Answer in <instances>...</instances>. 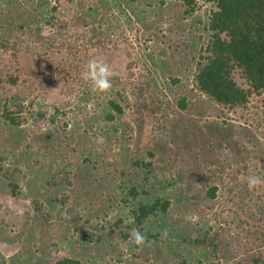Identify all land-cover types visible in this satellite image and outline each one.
Segmentation results:
<instances>
[{"label":"rangeland","instance_id":"1","mask_svg":"<svg viewBox=\"0 0 264 264\" xmlns=\"http://www.w3.org/2000/svg\"><path fill=\"white\" fill-rule=\"evenodd\" d=\"M195 1L198 9L186 17L184 0H140L125 11L113 6L102 21L77 23L69 33L63 29L59 42L68 44L72 53L61 47L37 58L20 52L15 62L0 52V70L22 78L17 85H0L2 102L20 95L22 103H10V108L22 109L19 128L36 147L27 152L25 146L11 149L0 137V254L6 261L17 255L21 263L46 264L68 255L83 264H178L183 257L187 264H239L246 255L264 251V185L250 189L244 179H264V93L253 95L246 107L229 109L194 87L199 48L210 36L203 26L215 7L211 1ZM60 8V20L71 23L78 12L76 1L63 0ZM91 60L109 65L114 73L111 95L124 107L113 123L120 139L105 152L98 138L97 145L92 142V131L82 127L101 110L94 97L103 92L82 78ZM88 93L93 99L84 98ZM181 98H186L185 108L179 105ZM57 109L54 123L32 117L38 111L51 116ZM66 122L67 129H77L76 137L84 138L87 152L94 151L95 157L100 153L108 168L120 159H153V196L168 195L172 201L166 220H161L164 236L156 245L146 239L139 246L117 233L114 222L119 217L127 220L131 205L119 201L104 208L102 199L87 196V188L78 191L77 176L95 169L82 165L86 152L54 157L33 138L48 130L69 136L63 129ZM103 165L98 164V173H103ZM59 169L64 170L60 191L43 177ZM10 181L19 185L17 196ZM214 183L217 197L209 199L206 192ZM51 197L57 200L51 203ZM149 229L154 226L145 223L144 231ZM197 237L206 242L192 241Z\"/></svg>","mask_w":264,"mask_h":264},{"label":"trees","instance_id":"2","mask_svg":"<svg viewBox=\"0 0 264 264\" xmlns=\"http://www.w3.org/2000/svg\"><path fill=\"white\" fill-rule=\"evenodd\" d=\"M62 1L0 0V52L9 54L15 62L19 61L18 54L20 52L33 54L37 58L38 56L50 55L61 47L62 50L72 53V48H68V44L65 46V44L59 42L60 37L64 36L66 31L69 33L70 27L77 25V23L89 25L95 21H102L113 6L125 11L127 7L131 8V4L140 0H70L76 1L78 6V12L71 23L65 19L61 21L59 18ZM152 1H160L164 4L166 0ZM184 1L187 5L183 12L184 17L192 15L199 7L195 0ZM207 1L213 2L215 7L210 9V20L203 26L206 31H209L210 36L205 47L201 46L199 48V59L196 62L194 74V87L205 94L209 100L229 109L246 107L253 95L264 93V0ZM98 27L96 26L94 32ZM46 28L52 29V32L46 33ZM63 29H65L64 33ZM199 38L201 40L202 35H199ZM237 74L244 79L246 86L239 83ZM21 79L20 74H8L0 70V85L4 81L9 82L11 85H17ZM113 83L112 81V85ZM112 88L109 93L105 91L94 97L96 107L101 110L96 112L97 115L95 113V115H90L89 118L85 119L82 126L86 133L92 131L95 136V140H92V142L96 145L98 134H102L105 138L104 142L100 143L103 152L112 147L113 142L117 143L120 139L119 129L113 126V123L118 115L124 113L121 102L114 95H111ZM117 93L119 99H122L121 92L118 91ZM19 97V94L13 95L10 98H5L2 102L0 96V108H2L0 111V137L11 149H19L25 146L26 148L23 147L25 152L29 151V148L36 151V147L27 140V132L19 128L21 124L19 116L22 115V109L16 111L10 108V103H18V105L22 103ZM92 97L89 93L84 96L86 99ZM179 105L185 108L187 106L186 98H181ZM58 112H60V109H57L51 116H47L44 111H38L33 113L32 117L37 121L44 120L46 123H54ZM67 126L68 122L63 124V129L70 133L69 136L66 133L63 136L60 134L55 135L48 130L47 132L37 133L33 138L38 141L37 144L41 143L42 151L51 153L54 157L56 155L65 156L68 152L69 154L76 152L84 154L86 152L82 165L88 164L86 168L94 167L95 169L77 176L79 179L76 186L78 191L87 188V196L91 199L98 198L99 201L102 199L100 202L104 208L112 207L114 203L119 201L124 202L125 205H131L129 218L125 220L123 217H119L114 222L117 233L124 240H130V232L134 229L139 230L148 241L152 239L156 245L159 238L164 236L161 229L165 223L162 221H164L165 214H167L172 201L168 195L158 194V196H153L156 183L152 181L153 176H157L155 175L153 159L143 160L141 157L135 156L132 157L131 161L120 159L118 165L108 168L107 165H103L105 161L100 153L96 152L97 157H95L93 155L94 151H90L92 155L87 152L84 138L75 135L77 129H67ZM79 126L81 125L79 124ZM85 135L87 136V134ZM123 137H125L124 132H122ZM86 141H89V138ZM63 148H70V150L62 151ZM49 150L51 151L48 152ZM148 154L152 158L155 156L151 150ZM101 163L104 171L98 173V164ZM141 168H144L143 174L138 173V171L141 172ZM133 169L137 174H135V171L132 172ZM63 171V169L56 172L50 170V176L46 174L43 177L46 178V183L51 184L60 191L64 185V174L61 173ZM9 185L12 188V193L17 196L19 185L14 181H10ZM217 190L218 185L215 183L209 187L206 192L209 199L217 197ZM112 192L113 194H111ZM104 195L106 197L102 198ZM48 200L52 203L57 198L51 197ZM106 202L108 205L105 204ZM35 209L39 211L40 206H36ZM261 214H263L264 221V211ZM42 219H44L42 216L39 218L37 216L36 220ZM129 220L132 222L130 223ZM145 223L153 225L154 229L145 232ZM34 232L30 234L33 235ZM263 232L264 229H262L261 234ZM261 239L264 242V237ZM192 241L197 243L206 242L205 239L201 240L198 237ZM212 243L216 247L218 246L216 242L212 241ZM43 246L41 248L45 253L46 246ZM157 251L161 253V250L157 249ZM16 257L18 256L15 255L6 261L0 254V258H2L0 264H27V262L16 261ZM187 261V258L183 257L178 264H187ZM46 264L83 263L78 258L65 255L58 260L49 259ZM239 264H264V251L261 250L246 255L239 261Z\"/></svg>","mask_w":264,"mask_h":264},{"label":"clouds","instance_id":"3","mask_svg":"<svg viewBox=\"0 0 264 264\" xmlns=\"http://www.w3.org/2000/svg\"><path fill=\"white\" fill-rule=\"evenodd\" d=\"M114 73L110 69L109 65L97 61L91 60L87 66V70L82 73V78L88 81H91L93 89L100 92L108 91L112 88V76ZM104 137H98L97 142L103 143ZM245 181L247 182L249 188H255L259 185H264V179L257 175H248L244 177ZM131 223L132 221L129 220ZM130 238L133 239L134 243L137 245H142L145 243V236L139 230H132L130 232Z\"/></svg>","mask_w":264,"mask_h":264}]
</instances>
